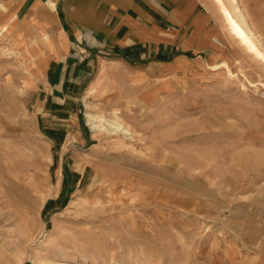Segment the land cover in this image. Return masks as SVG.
Listing matches in <instances>:
<instances>
[{
    "label": "rangeland",
    "instance_id": "1",
    "mask_svg": "<svg viewBox=\"0 0 264 264\" xmlns=\"http://www.w3.org/2000/svg\"><path fill=\"white\" fill-rule=\"evenodd\" d=\"M225 4L214 56L111 63L89 96L91 76L51 94L54 14L0 31V264H264V0ZM87 103L133 137L93 131Z\"/></svg>",
    "mask_w": 264,
    "mask_h": 264
},
{
    "label": "crops",
    "instance_id": "2",
    "mask_svg": "<svg viewBox=\"0 0 264 264\" xmlns=\"http://www.w3.org/2000/svg\"><path fill=\"white\" fill-rule=\"evenodd\" d=\"M14 5L8 7L7 20L15 14L32 17L38 6L44 10L38 18H48L46 12L54 14L55 27L66 35L45 71L51 78V94L57 98L76 88L72 81L79 83L91 76L92 83L95 76H106L111 63L133 67L138 57L160 54L168 58L175 51L178 56L162 63L188 60L200 53L214 56L210 37L216 44L213 36L229 31L212 0H22L19 8ZM126 75L134 82L148 77L140 70ZM96 83L99 77L86 96Z\"/></svg>",
    "mask_w": 264,
    "mask_h": 264
},
{
    "label": "bare ground",
    "instance_id": "3",
    "mask_svg": "<svg viewBox=\"0 0 264 264\" xmlns=\"http://www.w3.org/2000/svg\"><path fill=\"white\" fill-rule=\"evenodd\" d=\"M212 1L215 4L217 10H218L219 6H221V5L225 6L226 5L225 0H212ZM234 1L238 2V0H234ZM11 3L16 4L17 8H19L20 4L22 3V0H0V10L7 8ZM233 8H234L235 12L238 13L237 12L238 10H236V9L239 8V6L237 7V5H236V7H233ZM227 10L229 13H231L230 9H227ZM40 13H43V10L39 9L38 6L34 7V15L32 16L33 20H34V18L38 19ZM220 15H221L223 24L226 26V28L233 35H235L234 28H231L229 26V23L226 22L225 16L223 14L220 13ZM242 16H244V14H242ZM16 18H17V14L13 15V17H11L9 20L0 23V31L11 32L12 30H14ZM25 22L28 24L27 33L29 34V41H30V39H32L34 37L36 40L35 43L33 44L34 52L39 53L45 47H54L56 41H55L54 37L52 36V32H51L52 28L46 19L39 21V23L41 25V35L40 36H37V34H35V32L30 27L31 25L29 24L30 22L28 20L24 19L23 23H25ZM213 40L216 43L220 42L217 38H214ZM216 50L218 52L217 48H216ZM180 66L185 71L192 70L187 65H180ZM184 84L186 85V83H184ZM172 89H173V85H172V82L170 81V79H168L166 76H163L161 82H159L158 85L155 86V88L152 90L151 94H152L153 98H156V97H158L159 94H161V92L166 90V93H167L168 91H171ZM87 107H88L87 110L89 111L86 114L88 117V124L90 125V127L92 128L93 131H98L102 126L101 121L103 119H105L104 121L107 123V129L110 133H112V134H118L119 133V134H122V135H125L128 137H133V131H131L129 127L125 126L123 124V122H120L118 120H112V119L110 120V119H107L105 117H102L100 119L99 116H97L96 114L91 112L90 105L88 103H87Z\"/></svg>",
    "mask_w": 264,
    "mask_h": 264
},
{
    "label": "trees",
    "instance_id": "4",
    "mask_svg": "<svg viewBox=\"0 0 264 264\" xmlns=\"http://www.w3.org/2000/svg\"><path fill=\"white\" fill-rule=\"evenodd\" d=\"M68 179H69L68 178V173H67V170H65V189L68 187V184H69ZM47 206H48V203H47V205L45 207V210H46Z\"/></svg>",
    "mask_w": 264,
    "mask_h": 264
},
{
    "label": "built area",
    "instance_id": "5",
    "mask_svg": "<svg viewBox=\"0 0 264 264\" xmlns=\"http://www.w3.org/2000/svg\"><path fill=\"white\" fill-rule=\"evenodd\" d=\"M5 264H8V263H5Z\"/></svg>",
    "mask_w": 264,
    "mask_h": 264
}]
</instances>
